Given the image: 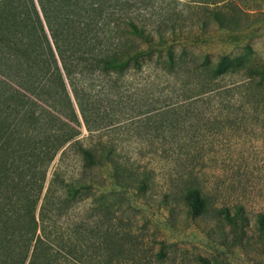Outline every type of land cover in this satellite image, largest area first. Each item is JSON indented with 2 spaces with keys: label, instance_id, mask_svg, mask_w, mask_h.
I'll use <instances>...</instances> for the list:
<instances>
[{
  "label": "trees",
  "instance_id": "16d2710c",
  "mask_svg": "<svg viewBox=\"0 0 264 264\" xmlns=\"http://www.w3.org/2000/svg\"><path fill=\"white\" fill-rule=\"evenodd\" d=\"M158 1L0 0V62L7 64L0 68L7 81L0 82L15 94L13 105L3 95L6 106L0 109V264H219L174 248L132 216L144 214L138 201L151 206L160 189L170 218L174 209L168 204L178 198L189 220L206 215L215 204L197 168L204 149L187 146L191 167L177 188L171 179H158L152 165L124 157L117 131L128 129L129 120L130 131H165L187 115L201 118L210 103L221 112L219 124H230L238 93L263 110L264 62L251 53L213 62L177 49L187 38L181 21L207 31L210 19L233 32L237 21L219 8L195 18L171 5L157 9ZM185 69L189 84L202 88L197 98L183 96L171 80ZM136 76H145L144 93L169 76L167 94L184 98L154 109L147 98L137 112H127L126 83ZM227 76L236 78L231 86L213 87ZM51 109L77 124L80 114L88 136L76 139L79 131ZM69 142L79 173L64 177L56 169L48 178L53 159ZM220 212L232 220L228 208Z\"/></svg>",
  "mask_w": 264,
  "mask_h": 264
},
{
  "label": "rangeland",
  "instance_id": "374dc122",
  "mask_svg": "<svg viewBox=\"0 0 264 264\" xmlns=\"http://www.w3.org/2000/svg\"><path fill=\"white\" fill-rule=\"evenodd\" d=\"M156 4L157 9L171 5L176 12L183 11L195 18L203 16L208 9L219 8L237 21L238 31L234 32L220 29L210 19H207V31L201 30L196 24L190 29L189 22L181 21L180 26L185 29L187 38L178 41L177 49L184 47L189 53L201 55L204 59L208 57L213 62L221 56L234 57L250 53L257 63L264 62V0H159ZM193 20L189 19L190 22ZM6 65L0 62V68L7 69ZM144 77L136 76L126 83L127 112L133 109L137 112L147 98L152 99L154 109L165 107L169 101L176 103L177 97L182 96L180 93L167 94L169 76L160 77L157 86L150 87L149 92L144 93ZM235 79L227 76L214 83L213 87L231 86ZM171 80L186 98L199 97L196 94L202 88L189 84L191 78L186 69L180 72V77L175 75ZM3 95L13 98L10 101L13 105L15 94L0 82V109L6 106ZM216 106L214 103L207 104L201 118L187 115L185 122L170 125L165 131L157 130L155 126H141V129L130 131V120L128 129L125 127L117 131L124 157L138 165H152L158 179H171L177 188L186 183L188 177L185 178V171L191 167L185 149L189 144L202 147L203 159H197V168L201 171L198 173L200 181L207 186L210 202L215 204L201 219L192 221L186 217L179 198L175 199L168 204L174 209L172 219L167 206L160 205V189L159 193H154L153 199L149 200L148 197L151 206L146 201H138L139 207L146 208L144 214L133 211L132 216L139 224L147 225L160 239L165 238L174 244V248L187 249L194 257L201 255L212 263L218 260L219 264H264V109L257 111L251 100L238 93V104L231 111L230 124H219L217 117L221 112ZM182 110L187 114L185 108ZM53 112L79 131L76 139L83 140L88 136L80 114L77 124L55 110ZM70 143L56 154L49 167L48 178L52 177L56 169L64 177L79 173V156L68 147ZM162 147H166L167 151L164 152ZM193 182L196 184V180ZM222 207L229 209L231 221L221 214ZM73 215H79L78 208L73 211ZM174 220L175 226L170 223ZM184 263L197 264L193 259Z\"/></svg>",
  "mask_w": 264,
  "mask_h": 264
}]
</instances>
